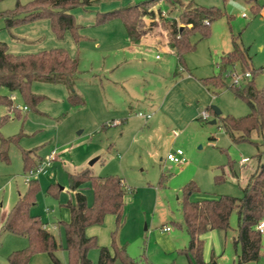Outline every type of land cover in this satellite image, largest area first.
<instances>
[{
  "label": "rangeland",
  "instance_id": "obj_1",
  "mask_svg": "<svg viewBox=\"0 0 264 264\" xmlns=\"http://www.w3.org/2000/svg\"><path fill=\"white\" fill-rule=\"evenodd\" d=\"M28 1L0 0V11ZM92 1V12L82 10L79 14L75 10L80 25L77 42L68 31L62 39L50 40L63 43L60 47L78 59V72L70 85L62 77L34 79L30 90L41 96L35 106L26 104L18 92L0 87V94L10 96L15 108L0 103V118L6 116L0 121V137L16 136V144L7 150V160L0 158V218L28 189L22 160V151H26L43 164L35 177H29L39 186L30 213L40 218L61 245L64 234L60 222L68 220L64 205L72 198L68 173L88 167L93 175L121 178L125 189L120 223L113 214H106L101 224L92 226L98 245L110 247L113 234L116 244L123 246L130 257L141 258L142 264H187L183 254L188 235L182 226V187L195 184L198 191L190 195L192 200L219 195L239 197L246 184L239 176V162L247 157L251 159L248 166L255 163V146L246 141L232 143L209 108L217 107L221 116L249 113L247 103L227 87L230 71L242 76L241 64L223 67L219 57L230 51L231 37L237 36L247 48L250 68L264 67V0H182L176 8L159 1L163 14L177 20L188 3L216 7L223 13L210 23L207 37L199 32L191 36L195 47L183 55L181 65L161 37L130 43L120 18L95 23L98 12L145 0ZM156 23L150 36H164ZM178 24L184 29L189 27ZM2 37L6 42L13 39L0 20V40L5 42ZM16 37L21 40L13 39L12 44L19 43L15 50L18 54L54 47L48 48L51 42L43 35L39 39L21 34ZM261 71L254 77L259 88L264 86V68ZM212 75H219L226 86L214 88L201 83L200 78ZM139 112L150 113V118L139 116ZM177 149L183 161H168L167 154ZM52 150L55 157L47 161ZM228 161L237 177L229 170ZM244 166L241 169L246 173L252 171V167ZM215 176H223V180L217 182ZM80 190L90 203L89 184H83ZM229 224L226 232L213 229L203 234V264H236L235 211ZM163 226L169 231H163ZM26 243L25 237L1 230L0 264H8L7 255ZM261 244L262 252L264 234ZM55 255L61 264L66 263L63 248ZM87 255L89 264H97L96 247L90 248ZM29 264L53 262L46 253L37 252ZM245 264H264V256Z\"/></svg>",
  "mask_w": 264,
  "mask_h": 264
},
{
  "label": "trees",
  "instance_id": "obj_2",
  "mask_svg": "<svg viewBox=\"0 0 264 264\" xmlns=\"http://www.w3.org/2000/svg\"><path fill=\"white\" fill-rule=\"evenodd\" d=\"M161 0H145L137 4L121 6L106 12H98L95 23H103L113 18H120L123 22L126 36L132 43H138L143 37L153 33L157 26L164 31L166 44L175 53L177 62L183 63V55L194 49L195 44L191 36L199 32L201 37L209 35V25L222 16L216 7H204L188 3L179 11L178 20L163 14L159 6ZM172 8L182 5V0H165ZM92 0H31L24 4L16 3L14 7L0 11L2 27L11 38L21 40L13 33L19 25L47 19L51 31L57 39H62L65 32H70L75 42L78 41L77 29L79 24L72 10L82 8L88 10ZM207 21V23H204ZM192 24L190 30L181 28L178 23ZM247 48L238 42L237 36L231 37L230 51L219 57V64L223 67L240 63L242 72L249 71L248 78L242 85L227 87L236 97L243 99L249 113L239 117L231 115H215L221 128L228 135L232 143L249 142L255 146L253 155L255 167L250 173L241 196L219 195L216 198L190 199L198 188L193 182L184 185L181 189L182 226L188 242L183 249L187 264H203V234L217 229L226 232L230 228L229 219L233 211L237 215L236 235L233 237V246L238 250L236 264L258 261L264 256L261 252L262 234L257 225L264 219V86L257 87L254 77L264 67L250 68ZM78 72V59L72 58L66 49L54 47L40 50L35 53L13 54L9 52L7 43L0 40V87L8 91L18 92L24 102L35 106L41 96L30 90L34 79L56 80L65 78L70 85ZM206 87L221 88L226 86L219 75L200 78ZM75 97V96H73ZM81 101L79 98H76ZM0 103L8 109L12 106V99L8 95L0 94ZM202 117H198L201 120ZM6 116H1L4 121ZM213 137H210V140ZM16 144V136L0 137V158L7 160V150ZM249 159V158H248ZM23 172L34 171L40 162L28 152L22 151ZM229 170L233 175L232 162L228 161ZM222 169V168H221ZM220 182L223 176H215ZM88 183L91 189V202L88 203L86 194L80 189ZM68 185L72 191V198L65 206L69 211V220L60 222L63 227V246L40 218L30 213V207L35 204L34 195L38 191L36 180L28 181V189L20 195L16 203L0 218L1 229L15 236L26 238V246L13 250L7 255L8 264H29L34 253L44 252L53 264H61L55 252L63 248L67 254L65 264H89L88 250L98 249L97 264H142L141 258L130 257L123 246H118L111 236L110 247L98 245L95 236L87 235L85 230L92 225L102 223L106 214H113L117 224L122 217L125 189L122 179L117 176H97L85 167L79 171L68 173ZM50 189V186L48 190ZM176 224H179L175 222Z\"/></svg>",
  "mask_w": 264,
  "mask_h": 264
},
{
  "label": "crops",
  "instance_id": "obj_3",
  "mask_svg": "<svg viewBox=\"0 0 264 264\" xmlns=\"http://www.w3.org/2000/svg\"><path fill=\"white\" fill-rule=\"evenodd\" d=\"M75 10L76 11H78V13L80 14V12H82V10H83V12H92V8H90V9H88V10H84V9H80V8H75V9H73L72 10V13H73V15H74V13H75ZM186 25H188L189 27L188 28H186L185 30H190L191 28H192V24H186ZM26 27V28H25ZM30 27H32V28H30ZM13 32H14V34H16V35H25V36H27V37H31V36H34L33 38H38L39 39V36H41V35H43L47 40H51L52 38L51 37H55L54 36V34H53V32L51 31V28H50V23H49V21L47 20V19H41V20H37V21H34V22H32V23H28V24H24V25H21V26H18V27H16L14 30H13ZM147 37H149V39L150 40H153V38H157V37H161L160 39H162L163 41H164V43H166V39H165V35L164 36H162V35H153V36H145V37H143L142 39H146ZM3 38V40H5V42H6V38L5 37H2ZM128 39V38H127ZM141 39V40H142ZM15 40V39H14ZM14 40L12 39V40H10L9 42L7 41L6 43H7V46H8V50H9V52H11V53H13V54H18L17 52L18 51H15V50H17V48H18V46L17 45H19V43L18 44H12V43H14ZM140 40V41H141ZM139 41V42H140ZM51 42V41H50ZM130 43H132V42H130ZM63 45V43H55V42H51V43H49V45H47L48 46V48L50 47V46H54V47H60V46H62ZM167 45V44H166ZM41 46H43V45H41ZM168 46V45H167ZM243 46V45H242ZM44 47H46V46H44ZM54 47H52V48H54ZM244 47V46H243ZM39 48H42V47H39ZM170 49V48H169ZM38 51H40V50H42V49H37ZM36 50V51H37ZM171 50V49H170ZM172 51V50H171ZM173 52V51H172ZM222 54H224V52H222ZM248 61H249V59H248ZM249 64V63H248ZM235 66H239V64H235ZM239 68H240V66H239ZM260 72H263V71H259V73ZM145 114H150V113H145ZM150 118V117H149ZM242 158H245V157H242ZM241 158V159H242ZM251 161V159H248L247 161H244V162H242L241 160H240V162H239V165H240V177H241V179H244L245 180V183L247 182V180H248V177H249V175H250V173L253 171V169H254V167H255V163L253 164V165H251V166H248V163ZM245 165V166H244ZM241 166H244V168L246 167V168H250V167H252V171H250L249 173H246L243 169H241ZM245 168V169H246ZM233 175V174H232ZM233 176H235V177H237V175H236V173H235V175H233ZM65 206V205H64ZM66 207V206H65ZM68 210V209H67ZM69 212V211H68ZM68 220H69V218H68ZM67 220V221H68ZM93 226V225H92ZM92 226H89V227H87L86 228V230H85V232H86V234L87 235H93L94 233H95V230L92 228ZM163 227H165V226H163ZM2 229H1V223H0V231H1ZM162 230H163V228H162ZM164 231V230H163ZM169 231V230H168ZM210 231V230H209ZM94 236V235H93ZM63 246V245H62ZM108 247V246H107ZM186 247V246H185ZM184 247V248H185ZM236 255H237V252H236Z\"/></svg>",
  "mask_w": 264,
  "mask_h": 264
},
{
  "label": "built area",
  "instance_id": "obj_4",
  "mask_svg": "<svg viewBox=\"0 0 264 264\" xmlns=\"http://www.w3.org/2000/svg\"><path fill=\"white\" fill-rule=\"evenodd\" d=\"M204 23H207V21H204ZM233 68L235 67V65H232ZM228 76L231 78V82L230 84L233 86H239L242 85L248 78H250V72L249 71H245L242 73V76H238L236 72L234 71H230ZM242 79H246L245 81ZM25 108V107H24ZM139 116H144L146 119H148L150 117V114H142L141 112L138 113ZM202 116L205 118L207 117L206 112H202ZM182 154L181 150L177 149L175 152L172 153H168L166 156V159L170 162H175V163H181L183 161V159L180 157V155ZM55 157V151L52 150L48 156L47 161H49L50 159H53ZM248 158H242L241 161H247ZM42 163H39V165L36 167V169L34 171L28 172L26 173V182H28L30 179L29 177L31 175H33L35 177V174L37 172H39L42 169ZM170 228L168 226L163 227L164 231H168ZM257 229L261 234H264V219L257 225Z\"/></svg>",
  "mask_w": 264,
  "mask_h": 264
},
{
  "label": "water",
  "instance_id": "obj_5",
  "mask_svg": "<svg viewBox=\"0 0 264 264\" xmlns=\"http://www.w3.org/2000/svg\"><path fill=\"white\" fill-rule=\"evenodd\" d=\"M181 28H182V27H180V30H181ZM211 109H212V111H213V113H214L215 115H219V114H220V110H219L217 107H215V106H211ZM213 122H214V120L211 121V123H213ZM96 159H97V158L92 159V160L89 162V164H92Z\"/></svg>",
  "mask_w": 264,
  "mask_h": 264
}]
</instances>
